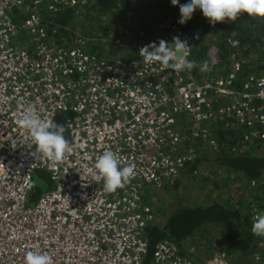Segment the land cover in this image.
<instances>
[{
  "label": "built area",
  "instance_id": "2783aa9c",
  "mask_svg": "<svg viewBox=\"0 0 264 264\" xmlns=\"http://www.w3.org/2000/svg\"><path fill=\"white\" fill-rule=\"evenodd\" d=\"M90 1L0 0V264H24L28 251L46 252L54 264H145L144 232L154 220L147 190L172 182L188 160L187 151L176 154L185 140L175 132L176 114L201 122L213 113L251 118L264 141V75L236 88L244 61L225 76L183 81V71L125 58L123 49L96 60L75 34L49 37L45 14L78 11ZM208 50L217 63V47ZM211 93L226 101L212 104ZM34 102L42 118L59 124L65 115L73 151L62 161L46 158L18 127L19 114ZM108 150L135 165V177L111 193L93 169ZM37 171L52 187L29 206ZM147 264L196 263L164 240Z\"/></svg>",
  "mask_w": 264,
  "mask_h": 264
},
{
  "label": "trees",
  "instance_id": "16d2710c",
  "mask_svg": "<svg viewBox=\"0 0 264 264\" xmlns=\"http://www.w3.org/2000/svg\"><path fill=\"white\" fill-rule=\"evenodd\" d=\"M188 2L190 0H179L180 4ZM168 5L173 7L171 2H168ZM151 7L150 2H145V0H91L87 6L81 9H87L84 15L86 19L84 18L83 24H80L77 19L74 20L76 15L70 9L54 14L47 13L43 17L51 39H72V36L75 37L72 30L77 29L86 35L83 36L84 38L92 37L91 40L87 41V44L90 45L87 51L96 58H101L103 56L101 50L108 48V44L101 40H97L94 43L95 37L87 34V32L85 33V25L87 26L89 23L90 13L99 11L103 15L108 11L116 12L123 9H136L134 15L138 19V23L133 32L136 33L137 31L135 30L138 29L143 30L139 35V43L146 46L151 43L157 44L160 40L171 35L168 31L169 29L163 30L152 27L156 20L160 21L164 17H162L163 14L157 15L156 18L151 16L147 12L151 10ZM162 8L164 11V7L156 6L157 11L161 12ZM173 9H176V14L172 20V29L177 28L187 34L188 40L191 41L190 58H196L198 61L199 58L204 57L203 50L206 49L207 51L209 46L215 45L217 47L218 61L216 66L221 68L219 73L221 75L219 76L227 75L231 71L232 63L244 61L239 73V79L234 83V86L238 89H242L243 84L248 82L251 77L264 75V19L250 17L245 13L241 14L235 21L218 22L212 25L203 16L202 11L197 9L194 11L192 18L181 25L178 23L180 19L179 5L174 6ZM139 10H143L145 15L143 16ZM112 24L111 21H106V25L111 26ZM150 28L154 32L153 34H150ZM127 32L129 33L130 31ZM229 39L237 41L238 46L233 47ZM129 43L133 45L136 42L135 40H130ZM113 47H116V45L113 44ZM208 59L209 57L205 58V60ZM210 96L211 99L213 97L216 98L217 102L226 101L224 98H217L212 93ZM64 118L65 115L59 117V124L63 125ZM230 122L229 130L223 131L221 128H217L215 134H213L218 141L215 160L216 163L224 164L228 169L237 172L238 178L240 176L242 180L244 179L247 184L246 188L248 186L244 192L251 195V198L246 200V202L239 201L242 204L236 207H227L216 199L196 206L178 204V202L162 227L157 225L154 220L148 223L144 232V238L147 242L145 264L152 258L156 245L164 240L176 247L177 255L188 258V256L192 255L190 252V248H192L189 243L190 238L203 227H209L213 236L218 238L220 245L225 249L223 251L222 248L220 254L222 258L234 260L236 255L240 254L241 257L235 260L239 264H244L249 258L258 259V256L262 255L264 245H260V243L264 242V237L253 234L252 225L254 218L264 210V206L262 211L257 210L260 207L259 204L264 200L263 197H260L262 196L261 193L264 192V155L248 153V151L243 150L242 145L238 144V138L241 139V137L244 138L249 135L247 133L250 129L258 128V125L251 118L245 120L233 119ZM241 124H243L241 127L243 133L239 136ZM236 127H239V129H235ZM245 129L247 130L245 131ZM189 164V161L185 162L180 170L187 169ZM193 172L189 171V173ZM33 179L35 187L27 201L29 206L36 203L42 194L52 187V181L44 171L35 172ZM241 193H239L240 196ZM203 251L210 256L209 250Z\"/></svg>",
  "mask_w": 264,
  "mask_h": 264
},
{
  "label": "rangeland",
  "instance_id": "374dc122",
  "mask_svg": "<svg viewBox=\"0 0 264 264\" xmlns=\"http://www.w3.org/2000/svg\"><path fill=\"white\" fill-rule=\"evenodd\" d=\"M145 2H150L152 5L151 10L147 11L151 16L155 17L159 14H163L164 17L162 20L157 21L152 24V27L158 29H169L168 31L171 35H168L163 40L171 43L174 36L180 37L181 40H187L189 46H191V41L188 40L187 34L175 28L172 29V20L176 14V9H173L172 6L168 5V2L171 0H145ZM156 6L164 7L160 11L156 10ZM74 11L76 17L74 20H79L80 24H83L85 13L87 9ZM136 9H123L121 11H108L105 14H100L99 11H92L90 13L89 23L85 29V33L93 35L95 37L94 43L98 40L108 44V48L101 50L104 55H113L118 54V51L124 49L119 54L121 56L125 55L126 57V48L131 52L132 56H138L139 50L144 46L142 43H139V35L143 30L138 29L136 33L133 32L135 26L138 23V19L134 15ZM144 16L145 13L143 10H139ZM80 12V13H79ZM141 16V17H143ZM140 17V18H141ZM159 18V17H158ZM86 19V18H85ZM106 21H111L113 24L106 25ZM73 34L77 38L87 44L88 40H91L92 37L83 36L84 33L80 32L77 29H73ZM127 31H130L129 33ZM150 34H153L152 29H149ZM130 38V39H129ZM129 39V41H128ZM130 40H135L136 43L133 45L130 44ZM115 44L118 47H113ZM159 43H157L158 46ZM115 48V49H114ZM209 48V47H208ZM114 49V50H113ZM204 49V48H201ZM112 50V51H111ZM125 52V53H124ZM204 57L199 58L197 61L196 58H190V50L187 54V59L190 61H196L197 67L192 70H183L182 79L183 81L188 79L191 76L194 81H201L206 77H219L221 68L217 67L218 64L215 61L211 62L210 60H205L206 57H210V50H203ZM204 62H207L209 65L208 71H201L200 68ZM217 68V69H215ZM215 73V74H214ZM214 74V75H213ZM214 99V100H213ZM210 99L212 104H218L213 97ZM220 104V103H219ZM227 104V103H225ZM214 107V105L212 106ZM175 118V132L178 135L185 137L184 141L177 142L176 154L187 151L189 166L187 169L180 170L176 172V176L172 179L170 183L166 184L167 187H151L147 190L146 203L150 205L152 213L154 215V221L157 225L162 227L166 220L169 217V214L174 210L175 205L178 204H188L190 206L203 205L208 203L211 200H218L227 207H236L241 205V202H246L251 195L246 194L244 191L246 188V183L244 179L238 176L237 172H234L228 169L224 164L220 165L216 163L215 154L217 151L218 141L216 137L214 138L217 128H221L223 131L229 130L228 126L231 123V119L227 118L225 115L220 113H213L212 116L205 118L202 122L197 119V116L191 114H176ZM233 120V119H232ZM244 120V119H242ZM240 126L241 132L239 136L243 133V129ZM235 129H239L236 127ZM247 129H245L246 131ZM260 131V127L255 129H250L247 133L249 135L238 138V144L243 146L244 151L248 153H258L259 155H264V141L258 139L254 133ZM245 135V134H244ZM256 140V141H255ZM189 171H194L189 173ZM240 175V174H239ZM176 179L178 180L176 182ZM174 184V185H173ZM264 187V186H263ZM250 188V186H249ZM264 189V188H263ZM240 192L241 196H240ZM264 198V192L261 193ZM238 199V200H237ZM258 211H262L264 206V200L259 204ZM264 214V210L260 212ZM208 231V232H207ZM189 243L192 248H190L191 256H188V260L194 263H200L209 258L220 257L223 246L220 245L218 238H215L208 227H203L198 233L194 234ZM261 244V243H260ZM203 250H209L210 256L207 255ZM223 251L225 249L223 248ZM240 254L236 258L230 259L231 264H239L235 259H239ZM258 259H250L245 261L244 264H264V251L262 255L258 256ZM252 258V257H251ZM242 264V263H240Z\"/></svg>",
  "mask_w": 264,
  "mask_h": 264
},
{
  "label": "clouds",
  "instance_id": "9594fccd",
  "mask_svg": "<svg viewBox=\"0 0 264 264\" xmlns=\"http://www.w3.org/2000/svg\"><path fill=\"white\" fill-rule=\"evenodd\" d=\"M171 4L179 5L180 19L178 23L181 25L189 21L197 9L202 11L203 16L212 25L218 22L235 21L245 13L250 17L264 19V0H190L186 4H180L179 0H171ZM190 49L187 40H181L180 37L174 36L171 43L160 40L158 46L156 43L143 46L139 50V56L144 64L151 65L158 62L165 68L190 71L197 67L196 61L187 59ZM178 53L182 55L178 56ZM200 70L208 71V63L204 62ZM3 99L0 97V100ZM17 124L20 129L30 135L38 151L52 161H62L73 151L72 144L65 137V126L55 123L52 119L42 118L35 102L22 110L18 116ZM93 169L95 180H103L104 191L109 193L123 188L135 177V165L124 164L121 157L111 150L104 151L96 159ZM252 232L256 236L264 237V214L254 218ZM24 264H54V261L52 256L46 252L28 251L24 257Z\"/></svg>",
  "mask_w": 264,
  "mask_h": 264
},
{
  "label": "water",
  "instance_id": "95a60500",
  "mask_svg": "<svg viewBox=\"0 0 264 264\" xmlns=\"http://www.w3.org/2000/svg\"><path fill=\"white\" fill-rule=\"evenodd\" d=\"M179 55H182V54L178 53V56ZM197 264H200V263H197ZM201 264H231V263L227 259H223V258L216 256V257L205 260L204 263H201Z\"/></svg>",
  "mask_w": 264,
  "mask_h": 264
},
{
  "label": "crops",
  "instance_id": "0c3cea01",
  "mask_svg": "<svg viewBox=\"0 0 264 264\" xmlns=\"http://www.w3.org/2000/svg\"><path fill=\"white\" fill-rule=\"evenodd\" d=\"M84 44H85V43H84ZM85 45H88L87 48L90 47L89 44H85ZM116 47H118V46H116ZM114 49H115V48H114ZM114 49H113V50H114ZM111 51H112V50H111ZM123 51H125V50L123 49ZM124 53H125V52H124ZM90 54H91L92 56H94L92 53H90ZM94 57H95V56H94ZM112 57H113V55H111V54H110V55H104V54H103V56H101V58H96V57H95V59H96V60H105V59H112ZM126 57H127V58L133 57L132 54H131V52H130L127 48H126Z\"/></svg>",
  "mask_w": 264,
  "mask_h": 264
},
{
  "label": "flooded vegetation",
  "instance_id": "af4514ba",
  "mask_svg": "<svg viewBox=\"0 0 264 264\" xmlns=\"http://www.w3.org/2000/svg\"><path fill=\"white\" fill-rule=\"evenodd\" d=\"M201 263H204V261H201Z\"/></svg>",
  "mask_w": 264,
  "mask_h": 264
}]
</instances>
